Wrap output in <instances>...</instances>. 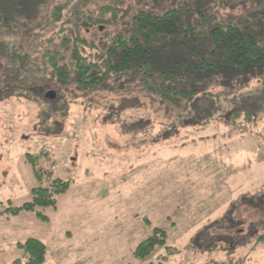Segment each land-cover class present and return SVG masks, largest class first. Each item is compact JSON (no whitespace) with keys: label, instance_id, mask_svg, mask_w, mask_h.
I'll list each match as a JSON object with an SVG mask.
<instances>
[{"label":"rangeland","instance_id":"rangeland-1","mask_svg":"<svg viewBox=\"0 0 264 264\" xmlns=\"http://www.w3.org/2000/svg\"><path fill=\"white\" fill-rule=\"evenodd\" d=\"M171 8L183 26L141 61L196 90L188 106L137 71L74 83L78 56L107 70L115 36ZM227 24L264 45V0H0V264L30 238L42 264H264V60L227 64L209 38ZM56 180L55 208L11 211ZM155 228L165 245L138 258Z\"/></svg>","mask_w":264,"mask_h":264},{"label":"trees","instance_id":"trees-1","mask_svg":"<svg viewBox=\"0 0 264 264\" xmlns=\"http://www.w3.org/2000/svg\"><path fill=\"white\" fill-rule=\"evenodd\" d=\"M179 13L180 10L176 8L168 9L161 15L141 13V17L136 19L137 23L131 35L128 37L117 35L113 38L112 44L106 52L105 67L107 70L102 72L99 65L78 56L74 83L80 88L87 89L102 84L110 73L126 74L137 71L140 74L139 86L143 90L161 96L167 105L177 106L183 102L182 104L186 107L194 100L198 94L197 91L177 90L174 86L171 88L170 85L161 83V80L155 77L156 72L152 70L151 66L146 61H141L146 50L141 41L154 45L155 41L167 39L176 27L183 26L182 23H179ZM209 38L217 49L223 51L224 61L235 68H250L264 60V45L235 25L227 24L223 27L213 28L209 33ZM55 55L52 56L53 59L56 58ZM53 70L60 81L67 83L69 77L64 71V67L55 65ZM166 73L177 75V72L171 69ZM168 80H170L168 84L174 82V79L168 78ZM67 184V182L56 180L49 188L33 189L31 201L11 211L15 210L14 213H16L20 210L33 211L36 207L55 208V195L64 193ZM165 241V232L155 228L151 236L138 243L134 254L143 259L150 255L155 247L164 246ZM18 247L23 250L26 257L25 264H42L44 262L46 248L42 242L30 238L23 244H18Z\"/></svg>","mask_w":264,"mask_h":264}]
</instances>
